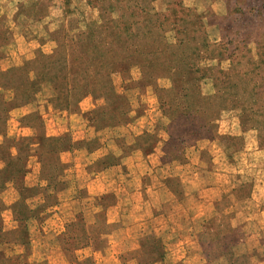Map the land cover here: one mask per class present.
<instances>
[{
    "label": "crops",
    "instance_id": "1",
    "mask_svg": "<svg viewBox=\"0 0 264 264\" xmlns=\"http://www.w3.org/2000/svg\"><path fill=\"white\" fill-rule=\"evenodd\" d=\"M37 10L0 11V192L15 193L0 264H185L198 242L206 264L256 257L216 250L247 247L240 214L261 213L262 176L238 156L249 132L261 146L264 118L212 14L103 45L86 29L98 17Z\"/></svg>",
    "mask_w": 264,
    "mask_h": 264
},
{
    "label": "rangeland",
    "instance_id": "2",
    "mask_svg": "<svg viewBox=\"0 0 264 264\" xmlns=\"http://www.w3.org/2000/svg\"><path fill=\"white\" fill-rule=\"evenodd\" d=\"M39 3H41V8L44 11L46 8L49 9V13L53 15L54 19L60 18L63 13L69 15L82 13L85 14L87 23L97 17L103 21V24L109 21L122 20L126 17L129 20H136L146 12L153 17L157 14H172L176 24L184 16L198 11L212 14L208 15L204 23L213 27L209 30L214 39L220 34L224 36L231 62H240V68L244 67L246 75H249L251 79L255 77L258 92L255 108L263 111L264 118V0H0V11H4L11 19L19 4L35 6ZM173 17L169 16V20L166 22L167 30L171 32ZM44 26L42 23L38 25V28L42 29ZM237 48H239L237 52L239 57L235 52ZM233 124H236L234 127L237 133L240 130L237 129V122L234 121ZM13 125L14 122L11 123V126ZM259 141L257 133H247L245 135V149L238 156L239 167L243 166L246 171L251 170L249 173L262 176L259 185L261 200L256 201L261 205V213H258L257 207L256 213H254V207L249 210V208L246 209L245 205L240 214L241 222L244 223L240 224L241 227L236 230V236H238L237 233L240 235L239 237L245 235L248 246L238 250L233 246L227 249L228 245H221V242L216 246L218 254L240 252L242 255L248 254L249 256L253 253L252 250H249V246L250 248L256 247L257 258L251 257L246 264H264V133L261 136V146ZM26 183H36L35 173L28 175L26 181L17 184ZM8 186L10 184L0 192L3 194L0 196V224H2V228H0V250L4 244L1 238L13 224L12 216L14 214L2 210L4 207L7 209L15 198L13 189ZM24 215L25 213L21 214V216ZM3 225L6 227L4 228ZM36 235L41 238L39 233ZM218 238L221 239V236L219 235ZM129 247L136 249L137 246ZM205 247L206 245L203 246L199 242L192 245H182L180 247L181 256H185V264H206ZM169 250L175 252L176 248L169 246ZM115 259L102 258L101 264H123L120 263L119 258L118 260ZM158 264H162L160 256L158 257Z\"/></svg>",
    "mask_w": 264,
    "mask_h": 264
},
{
    "label": "trees",
    "instance_id": "3",
    "mask_svg": "<svg viewBox=\"0 0 264 264\" xmlns=\"http://www.w3.org/2000/svg\"><path fill=\"white\" fill-rule=\"evenodd\" d=\"M26 5V4H23ZM28 6V5H26ZM38 8L37 12L38 13H44L43 9L41 8V3L36 4L35 6L29 5L28 8ZM43 10V11H42ZM143 12V11H142ZM191 14H188L187 16H184L182 19H179V21L175 24V20L172 14H157L155 17L149 16L148 13H144L141 18L136 19V20H129L128 17L125 19L122 18V20H116V21H109L105 22L103 24L102 20L92 22L90 24L86 25V29L89 32V35H93V26L97 30H101V40L103 45L104 44H109L112 45H118V44H127L129 43V40L132 39L133 37H141L143 36L144 38L151 37V36H156L159 35V32L155 35H152L156 32V30H164L167 29V24L166 22L169 20V16L173 17V21L171 23L172 31L177 30L179 23L180 22H185L190 18ZM133 16V15H132ZM145 16V17H144ZM152 18V19H151ZM162 18V19H161ZM165 19V20H164ZM145 20L147 21L146 26H145V32L146 34H136L134 33V28L138 27L137 25L142 21ZM152 21V22H151ZM192 23V22H191ZM138 32H141L139 28H136ZM124 36H132L129 40H125ZM238 49L235 51L236 53L238 52ZM239 57V55H237ZM233 63L236 65L237 63L240 64L238 61H233ZM4 185V183H3ZM2 185V187H3ZM0 228H2V224H0ZM3 252H0V258L2 257ZM4 263V261H3Z\"/></svg>",
    "mask_w": 264,
    "mask_h": 264
}]
</instances>
